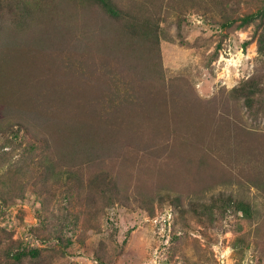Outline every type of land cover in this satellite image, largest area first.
<instances>
[{
  "label": "rangeland",
  "instance_id": "374dc122",
  "mask_svg": "<svg viewBox=\"0 0 264 264\" xmlns=\"http://www.w3.org/2000/svg\"><path fill=\"white\" fill-rule=\"evenodd\" d=\"M30 1L23 27L0 0V264H264V114L232 97L256 78L264 100V0H111L118 16L100 0ZM88 130L96 163L48 175ZM101 165L119 199L65 179ZM219 192L254 217L179 216L167 197Z\"/></svg>",
  "mask_w": 264,
  "mask_h": 264
},
{
  "label": "trees",
  "instance_id": "16d2710c",
  "mask_svg": "<svg viewBox=\"0 0 264 264\" xmlns=\"http://www.w3.org/2000/svg\"><path fill=\"white\" fill-rule=\"evenodd\" d=\"M8 2L9 6L13 8V10L17 13V16L14 17V20L19 19L20 21H22L23 27L26 23H28V21L34 23V21H32L31 19L33 15L39 12H37L35 5L30 0H8ZM100 2L109 13L117 16L119 15V10L111 0H100ZM157 73L159 72H150L149 74L148 72H142L143 75L147 76H154ZM260 85L261 83H259L256 78H252L245 83L236 86L232 90V97L234 101L242 103L243 106H245L250 114L254 117H259L261 113L264 114V105L262 106L264 100H262L260 97L263 92V88ZM28 115L29 124H31L33 127L38 125L41 129L43 128L44 130H46L48 127L51 129L53 128L51 124L49 125L48 122L37 123V119L40 120L39 116H35L33 114ZM18 123H20V126H24L28 133H31L30 125L24 124L23 120H18ZM57 127L59 128V130L63 131H66L67 129L63 128V124H60ZM91 129L89 128V130ZM93 129H95V127H93ZM93 129L92 131H94ZM89 130L85 133L86 137H82L80 135L74 137V134H72V136L70 137L66 136L67 139L64 140L62 145L59 144L58 147L59 160L57 161L56 158L54 159V161L53 159H49V163L46 165L48 175L51 173L56 175L61 174L62 172L60 171V167L63 165V163H65L66 166L73 167L80 163L79 166L81 170L84 169L82 168V165L84 164L81 163L82 161H87L85 162L87 164L96 163L95 156L98 152V149L102 147V143L101 140L99 141L96 138L94 132L92 133ZM36 136L38 138H35L37 141L44 143L45 146L43 148L45 151L49 150V152H51L53 146H56L55 142H53L51 139L52 137L49 138L47 136H43V138L39 139L37 134L35 135V137ZM57 142H60L59 138ZM54 150L55 148H53V151ZM94 168H96L97 171L91 175L89 174L88 177L84 176V174L80 171H75L71 172L70 175H67L65 179L67 178L66 180H68L69 182H73L79 189L87 191L89 190L90 192H92V194L105 193L106 197V189L109 187L110 189L114 190L115 196L118 199L119 197L124 195L119 183L117 182L118 179L112 175L111 171L105 170V167L103 165H101L99 168L94 166ZM58 178L59 181H61V178L64 177ZM167 195V197L170 199V203L175 206L179 216L193 213L194 215H198L203 218L204 216L215 218V216H217L218 214L226 215L229 213H238L242 214V217H244L245 219H252L254 217L255 209L252 202L245 198L237 197L232 193L219 192L216 195H212L208 200L190 201L188 205H184L181 196L172 197L170 194ZM241 231L242 227L238 231L239 236L237 239L239 240L243 238V236L240 234Z\"/></svg>",
  "mask_w": 264,
  "mask_h": 264
},
{
  "label": "built area",
  "instance_id": "2783aa9c",
  "mask_svg": "<svg viewBox=\"0 0 264 264\" xmlns=\"http://www.w3.org/2000/svg\"><path fill=\"white\" fill-rule=\"evenodd\" d=\"M220 259V258H219ZM221 260H223V259H221Z\"/></svg>",
  "mask_w": 264,
  "mask_h": 264
}]
</instances>
